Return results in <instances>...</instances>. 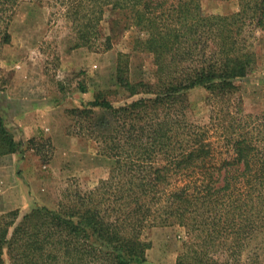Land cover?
Returning a JSON list of instances; mask_svg holds the SVG:
<instances>
[{"label": "trees", "instance_id": "1", "mask_svg": "<svg viewBox=\"0 0 264 264\" xmlns=\"http://www.w3.org/2000/svg\"><path fill=\"white\" fill-rule=\"evenodd\" d=\"M237 1L238 11L220 15L204 11L201 0H0V55L12 43L15 10L31 2L51 9L50 23L64 27L75 47L109 51L118 32L138 29L144 37L135 48L156 67L154 82H134L129 57L120 55L116 81L131 101L119 105V94L106 90L68 111L75 123L68 134L93 138L114 165L92 189L66 188L56 208L38 207L21 220L18 211L2 214L0 264L6 256L9 264H144L152 246L146 233L175 225L197 241L178 264H261L264 122L242 115L239 83L257 65L264 0ZM108 11L118 18L103 35ZM197 87L213 107L208 125L186 117V93ZM25 150L47 164L54 147L44 138L17 141L0 113V156Z\"/></svg>", "mask_w": 264, "mask_h": 264}, {"label": "rangeland", "instance_id": "2", "mask_svg": "<svg viewBox=\"0 0 264 264\" xmlns=\"http://www.w3.org/2000/svg\"><path fill=\"white\" fill-rule=\"evenodd\" d=\"M204 11L228 15L239 10L238 1L201 0ZM118 18L108 11L102 33H110V24ZM51 9L39 3L23 2L15 10L9 27L11 45L0 55V113L17 141L31 138L52 141L54 152L44 164L33 150L23 154L0 156V216L18 211L19 219L33 209L56 208L68 187L89 190L108 177L114 161L98 154L93 138L70 135L75 130L68 111L92 102L101 91H116L120 104L130 102L116 81L120 55L129 57V75L134 82L155 81L153 56L135 48V40L144 37L136 28L122 30L109 51L75 47L64 27L50 23ZM257 65L242 80V115H256L264 122V36L254 41ZM85 91L82 92V88ZM208 92L197 87L186 93L188 121L208 125L213 107ZM256 135V132H254ZM216 150L227 156L225 140L213 138ZM151 242L144 264H178L180 257L194 246L186 229L179 226L156 227L145 235ZM187 245V247H186ZM252 243L245 258L252 255ZM257 254L264 264V249ZM6 264H9L7 256Z\"/></svg>", "mask_w": 264, "mask_h": 264}]
</instances>
